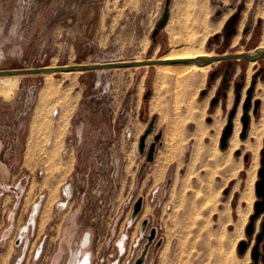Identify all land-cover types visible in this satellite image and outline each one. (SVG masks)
<instances>
[{
    "label": "rangeland",
    "instance_id": "374dc122",
    "mask_svg": "<svg viewBox=\"0 0 264 264\" xmlns=\"http://www.w3.org/2000/svg\"><path fill=\"white\" fill-rule=\"evenodd\" d=\"M164 3L165 0H0V70L105 64L67 74L57 70L0 73L1 78L14 76L16 81L10 91L4 89L8 94L0 92V256L9 251L7 264L74 262L86 232L90 236L82 251L89 254V264H134L142 251L145 264L252 262L250 251L264 216L263 211L254 220L252 235L247 236L245 226L258 199L255 182L264 147V110L260 105L256 114L250 110V117L259 119L256 137L260 142L251 186L252 153L246 147L254 140L248 135L250 122L241 139L239 115L238 148L229 152V143L224 149L219 146L234 103V81L242 68L246 70L248 61L232 60V73L223 86L226 96L217 93L221 73L209 79L210 72L222 65L220 61L212 65L202 86L195 84L191 73H184V78L177 73H162L157 79L154 65L146 62L158 60L171 50L168 24H179L180 20L183 25V17L192 9L185 4L187 0H170L167 26L154 42L151 33ZM201 3L209 10V23L222 21L220 28L209 32L204 40L205 49L215 53L211 57L238 50L252 53L264 40V0ZM217 9H221L219 15ZM230 20L232 34L224 42ZM199 26L195 30L201 36L206 29ZM254 76L256 81H264L263 58L257 59L248 83ZM49 80L50 89L43 92L41 88ZM0 88L3 89L1 85ZM148 89L150 93L144 98ZM227 90L232 93L229 106ZM256 91L254 87L253 95ZM214 97L217 102L211 105ZM206 98L201 121L190 120L196 102ZM217 106L222 126L213 147L211 136L216 129L211 126V114ZM61 113L63 119L67 117L63 120L66 122H62ZM152 120L153 129L144 151L139 152L138 139ZM159 131L160 142L155 145L153 160L146 162L148 147ZM236 150L238 155L234 154ZM66 185L70 187L68 196L63 193ZM139 197L142 205L133 215V205ZM62 200L67 201L64 207L58 205ZM34 205L37 210L32 219ZM220 210H225L222 216ZM24 227L25 234L15 245ZM151 228H155V236L148 243L146 235ZM240 240L250 248L248 262L245 252H237ZM118 242H122V248ZM263 243L264 239L259 244L260 253ZM258 264H262L260 259Z\"/></svg>",
    "mask_w": 264,
    "mask_h": 264
},
{
    "label": "bare ground",
    "instance_id": "6f19581e",
    "mask_svg": "<svg viewBox=\"0 0 264 264\" xmlns=\"http://www.w3.org/2000/svg\"><path fill=\"white\" fill-rule=\"evenodd\" d=\"M179 1V0H178ZM177 1H175V4H176ZM181 3V1H180ZM208 3V1H207ZM185 4H188V6H190L192 9H191V13H188L186 12V16L185 18L183 17L184 19V22H183V25H180V20L179 21V24L177 22V24H168L167 26V29H168V33H169V39H170V45H171V50L169 52H166L164 53L162 56H160L158 58L159 62L157 63H154V67H155V73H156V77L157 79L160 78L159 76L162 74V73H171V74H174V73H177V74H180L181 76L184 74V73H191L192 77H193V80L198 84V85H203L204 81H205V77L207 75V72L212 68V65L216 64L218 62V60H214V61H209V62H204V63H197L196 61H194L193 59L195 58H198V57H209V56H214V52L212 50H207L205 49L204 47V40L207 36V34L211 31H214L218 28H220L221 26V23L222 21L218 22L216 25H213L211 23H209L208 21V13H209V10L207 11L206 8H204V5H202L201 3V0H187V3ZM177 5V4H176ZM179 5V4H178ZM178 8V10L181 8L179 7H176V9ZM182 9V8H181ZM177 10V11H178ZM176 11V10H175ZM185 11V10H184ZM190 11V10H189ZM189 14L191 16V18H189ZM263 17H264V12L262 13ZM176 16L177 15V12H176ZM182 21V19H181ZM191 21L189 24L188 22ZM200 24H202L204 27H205V33L203 35H197V30H195V28L197 26H199ZM200 27V26H199ZM203 28V27H202ZM210 34V33H209ZM237 40V38H235L234 42ZM175 43L176 44H180L182 45L181 47L179 46V48H176L175 46ZM261 47H264V40H262L260 43L257 44L256 48H261ZM242 51L241 50H238L236 51L235 53L238 54V53H241ZM251 52V51H250ZM153 59V58H151ZM263 62H264V58H263ZM254 65H257V59L256 60H250L248 61L247 63V68H246V81H245V87L247 89V87L249 86L248 83L249 82V78H250V75L252 74V69H253V66ZM238 66L236 68V71H238ZM57 71H64V73H68L69 71L71 70H57ZM72 71H74L75 73L76 72H79V71H83V69H72ZM47 73V72H46ZM71 73V72H70ZM12 75V74H10ZM50 75V74H48ZM166 74H164L163 76H165ZM175 75V74H174ZM3 76V75H1ZM23 76V75H22ZM141 81L143 82V78H144V75L142 74L141 75ZM186 76V75H185ZM7 78L5 79V77L3 76V78L0 77V80H1V87L3 88L1 90L0 88V92H2L4 89L6 88H9L8 91H10V89L14 88L16 86V81L13 79L14 76H6ZM48 77V76H47ZM46 77V78H47ZM49 78V77H48ZM47 78V79H48ZM180 78V77H179ZM183 78H184V75H183ZM163 79V78H162ZM19 80V79H18ZM186 80H187V77H186ZM189 80V79H188ZM18 82V81H17ZM50 80L49 81H45L44 85L42 86V91H49L50 89ZM140 82V84L142 83ZM159 82V81H158ZM157 82V83H158ZM190 82V81H189ZM195 83V84H196ZM248 85V86H247ZM53 86V85H52ZM244 86V85H243ZM141 87V86H140ZM156 87V85H155ZM244 87V88H245ZM258 89V92L256 93V95H253L255 96L257 99L255 100H258L260 99L261 100V104L259 102V105L261 107V110L263 111L264 110V81H260L258 82L257 81V84L256 86H254ZM197 88V87H196ZM6 90V92H7ZM140 90V89H139ZM12 91V90H11ZM196 91V90H195ZM212 91H213V87L210 89L209 93H208V97L209 98L212 94ZM246 91V90H245ZM5 92V90H4ZM5 92V93H6ZM155 92V90H154ZM244 92V91H243ZM3 94V93H2ZM8 94V92H7ZM42 95V94H41ZM244 95V93H243ZM44 96V95H43ZM253 96H252V102L254 101L253 99ZM42 97V96H40ZM46 97V96H44ZM207 98L203 101V102H199L197 101L196 104H195V107L193 108V111H192V114L191 116L189 117L190 120L192 121H196L198 123V121H201L203 115H204V109L205 107L207 106ZM241 98H242V93H241V97H240V101L238 103V106H237V109H236V113L232 119V132L230 134V136L228 137V140H227V145L229 143V147H228V150L229 152H231L232 150L238 148L239 144H240V140L238 139V132L240 130V122L238 121L239 119V115L242 114V107H240V102H241ZM244 99V98H242ZM77 100V99H76ZM53 101V100H52ZM231 101H232V93L231 91L229 90L228 91V98H227V105L226 106H229L231 104ZM42 102V101H41ZM154 102V100H153ZM243 102V101H242ZM70 103V102H69ZM68 103V104H69ZM153 104V103H152ZM48 105V104H47ZM76 105V104H75ZM64 106V105H63ZM194 106V105H193ZM153 108V106H151ZM155 107V106H154ZM64 108H67V107H64ZM73 108V105L71 106V109ZM152 108H149V109H152ZM38 109V108H37ZM70 109V110H71ZM53 110V109H52ZM51 110V113L54 112V115L56 113L55 110L52 111ZM66 110V109H65ZM251 110V109H250ZM250 110H249V115H250ZM33 111V110H32ZM36 111V110H35ZM67 111V110H66ZM61 112V111H60ZM41 113V111H40ZM65 113V112H63ZM63 113H61L63 115ZM68 113V112H67ZM66 113V114H67ZM36 114V113H35ZM38 114V113H37ZM36 114V116H37ZM60 115V113H59ZM71 115V113H70ZM197 115V116H195ZM219 115H220V108L219 106H217L215 108V110L213 111V113L211 114L212 118L214 119V122L211 124V126H214L215 127V133L211 136L212 138V141H213V144L215 147L216 144H217V141H218V137H219V133H220V129H221V126H222V122L220 121L219 119ZM264 115V113H263ZM35 116V115H34ZM58 116V115H57ZM39 117V115L37 116ZM60 117V116H59ZM36 118V117H35ZM64 118V115L61 116V119H62V122H66V121H63V120H66V119H63ZM38 119V118H36ZM60 119V118H59ZM60 119V120H61ZM250 126H249V131H248V135L250 137H253L254 140L252 141H249L247 142V148L251 151L252 153V159H251V168H250V171H249V182H250V186L252 185L253 181H254V172L256 170V167L258 165V150H259V147H260V142L258 140V138L256 137V134H257V128H258V121L259 119H255L254 117H250ZM35 120V119H34ZM60 120H57L60 122ZM69 120V119H68ZM263 121H264V118H263ZM233 122H234V127H233ZM32 123V122H31ZM57 125V123H56ZM63 125V123L61 124V126ZM64 127V125H63ZM63 127H60L61 129ZM59 128V127H58ZM64 129V128H63ZM62 129V130H63ZM58 130V129H57ZM56 130V131H57ZM60 130V129H59ZM68 130V129H67ZM64 131V130H63ZM63 131H60L59 133L61 134V132ZM58 132V131H57ZM57 135V134H55ZM62 137V136H60ZM59 137V138H60ZM56 138V136L54 137ZM58 138V139H59ZM61 139V138H60ZM51 140V139H50ZM57 140V139H56ZM49 141V140H48ZM55 141V139H54ZM248 141V140H247ZM51 143V141H49ZM55 143V142H54ZM57 143V142H56ZM62 143V142H61ZM60 143V144H61ZM49 144V143H48ZM50 145V144H49ZM59 145V143H58ZM226 145V147H227ZM60 146V145H59ZM58 146V147H59ZM168 146V145H167ZM55 147V146H54ZM53 147V148H54ZM225 147V148H226ZM166 148V147H165ZM174 148V146H173ZM56 149H58L56 147ZM172 149V148H171ZM224 149V148H223ZM46 150H47V147H46ZM51 150V149H50ZM54 150V149H53ZM216 151V150H215ZM57 152V151H55ZM50 153V152H49ZM213 153V152H212ZM221 153V152H220ZM53 155V153H52ZM56 155V154H54ZM164 155V154H163ZM49 156V154H48ZM53 158V156L51 157ZM49 158V159H51ZM55 158V156H54ZM60 158V157H59ZM165 158V157H164ZM163 158V159H164ZM48 159V160H49ZM57 161V160H56ZM60 160L59 159V163H60ZM60 166V165H59ZM58 166V167H59ZM57 168V167H56ZM31 169V168H30ZM50 169V168H49ZM45 175V174H44ZM48 178V177H47ZM62 179V178H61ZM45 180V179H44ZM50 180V179H49ZM61 181V180H60ZM56 182V181H55ZM175 182V181H174ZM43 184V183H42ZM186 184V182H185ZM31 185V184H30ZM35 186V185H34ZM44 186V185H43ZM42 186V187H43ZM52 186V185H51ZM50 186V187H51ZM69 186V185H67ZM55 187V186H54ZM31 188V187H30ZM29 189V188H28ZM27 189V190H28ZM210 189V188H208ZM52 190H54L52 188ZM252 190V189H251ZM29 193H32V189L31 191L28 190ZM27 191V192H28ZM51 191V189H50ZM57 191V190H56ZM173 191V190H172ZM26 192V194H28ZM52 193V192H51ZM55 195V194H54ZM29 196V195H28ZM31 196V195H30ZM49 196V195H48ZM53 196V194H52ZM25 197H27L25 195ZM49 198V197H48ZM58 198V197H57ZM32 199V198H31ZM54 199V198H52ZM252 199V198H251ZM26 201V200H25ZM49 201V200H48ZM47 203V201H46ZM51 203V201H50ZM49 203V204H50ZM145 207V206H144ZM45 208V207H44ZM50 206H48V210H49ZM209 208V207H208ZM47 209V208H46ZM51 209V208H50ZM229 209V206L227 204V211ZM145 210V209H144ZM213 211V210H212ZM218 212V211H217ZM220 214L219 216L222 214H224L225 210H220L219 211ZM44 213V211H43ZM42 214V213H41ZM40 214V215H41ZM143 214V213H142ZM221 215V216H222ZM42 216V215H41ZM32 219H33V216H31ZM42 217H40L41 219ZM223 220V219H222ZM34 221V220H33ZM42 221V220H41ZM259 221V220H258ZM41 224V222H40ZM243 224V223H242ZM258 227V226H257ZM89 236L90 234L88 232H86L84 235H83V238L81 240V243H80V248L78 249L76 255H78L79 257L76 259V261L74 262H70L68 264H86V260L88 259V253H86L87 251L84 250L82 251L87 245H88V240H89ZM119 247H123V244L121 242V245H119ZM165 247H166V244H165ZM167 247H168V244H167ZM11 248V246H10ZM163 248V247H162ZM165 249V248H164ZM247 249V248H246ZM8 250V249H7ZM162 250V249H161ZM249 250L250 248L247 249V251L245 250V260L246 262H248V259H249ZM164 251V250H163ZM167 251V249L165 250ZM9 251H6L5 253L1 254L2 256V264H7V258H8V253ZM39 253V250L37 251V254ZM161 253V252H160ZM162 254V253H161ZM165 256V255H164ZM1 263V262H0ZM264 264V263H262Z\"/></svg>",
    "mask_w": 264,
    "mask_h": 264
},
{
    "label": "water",
    "instance_id": "95a60500",
    "mask_svg": "<svg viewBox=\"0 0 264 264\" xmlns=\"http://www.w3.org/2000/svg\"><path fill=\"white\" fill-rule=\"evenodd\" d=\"M169 4L170 0H165L164 3V10L157 21L155 27L152 30L151 37L153 39L154 35L163 30L164 26L169 20ZM221 13V9H217L216 14L219 15ZM246 31V27H244V32ZM242 58L247 61L250 60H256V59H261L264 58V47L261 48H255L254 52L252 53H233V54H226V55H220L218 57H198L193 59L197 63H204V62H209V61H214V60H222V59H238ZM159 62V60H149L146 63L148 64H154ZM134 65H140L144 64V62H132ZM100 67H105V64H98V65H71V66H56V67H50L48 65L38 67V68H20V69H10V70H0V73H15L17 71H25V72H30V73H46V72H51V71H56V70H72V69H83V70H88V69H93V68H100ZM213 72H210L209 78H212ZM255 80H251L249 86L247 87L245 91V97L242 102V114L240 116V122H241V131L239 133V137L241 139H244L247 133V129L249 126L250 122V115H249V110L252 109V112L254 114L257 113L258 111V106H259V100H254L252 102V96H253V89L255 86ZM146 83H149V80L146 81ZM235 96H234V103L232 108L230 109L228 113V118H227V123L224 125L221 135L219 138V146L220 148H225L227 145V140L228 137L230 136L232 132V119L236 113V109L238 106V103L240 101L241 93H239L237 87L238 85L236 84L235 86ZM150 93L149 89L146 91L144 94V98H147L148 94ZM226 96V95H225ZM217 102L216 97L211 99L210 104L214 105ZM153 120L150 121L147 129L143 132V134L140 135L138 139V151L143 152L146 139L150 132L153 129ZM160 137H161V131H159L157 134L154 135V140L150 143L147 153H146V162L152 161L154 157V149L155 145L157 142H160ZM264 142V138H263ZM235 155L239 154V151L236 150L234 152ZM260 167L257 171L258 179L255 182V194L258 197V199L254 202V213L250 215L249 217V222L245 226V233L247 236L252 235L253 230H254V220L264 211V147L260 150ZM248 155H244V160L247 161ZM142 205V197H139L136 199L134 205H133V215H135L141 208ZM37 207L36 205L33 206L32 209V216L36 214ZM146 223V221H143V225ZM25 232V227L21 229L17 235V238L15 239L14 243L15 245H19ZM155 236V228H151L149 231V234L146 235L147 237V242L150 243L152 239ZM264 239V216L262 217V220L260 222V230L258 233H256L255 236V243L251 248L250 251V256L252 258V262L249 264H258V259L262 263H264V243L262 244V253H260L259 250V244L260 242ZM120 242H118V245ZM247 243L244 240H240L237 244V252L239 254L244 253L246 250ZM144 252L142 251L140 255L134 260V264H145L144 261ZM86 264H89V255L88 259L86 260ZM111 264H116V261H113Z\"/></svg>",
    "mask_w": 264,
    "mask_h": 264
},
{
    "label": "flooded vegetation",
    "instance_id": "af4514ba",
    "mask_svg": "<svg viewBox=\"0 0 264 264\" xmlns=\"http://www.w3.org/2000/svg\"><path fill=\"white\" fill-rule=\"evenodd\" d=\"M246 27V31L248 30V27L247 26H245ZM245 31V32H246ZM160 33H161V31H159V32H157L155 35H154V37H153V41L155 42L156 40H157V37L160 35ZM231 34H232V28H231V20L227 23V25H226V27H225V30H224V42L225 41H227L228 39H230V37H231ZM227 53H221V55H226ZM232 60L233 59H222V60H218V61H220V62H223L222 63V65L220 66V67H217V68H215L214 70H212L211 72H213L214 74H213V76H212V78H209L210 80H212V79H214L215 77H216V75L218 74V73H221V81H220V83H221V86H220V88L217 90V93H219V92H221V94L223 95V96H225L226 95V90H224L223 89V86L225 85V84H227V82H228V78L230 77V75H231V73H232V70H233V67H234V63L232 62ZM245 73H246V70H244V68H242L241 70H240V72L238 73L239 75H238V79L237 80H235L234 81V84L236 85H238V87H237V89H238V91H239V93H242V90H243V88H244V86L243 85H245V82L244 81H246V75H245ZM256 76H254V77H252V79L251 80H255L256 81V78H255ZM250 80V81H251ZM256 83H257V81H256ZM234 85V86H235ZM256 85V84H255ZM227 92H228V90H227ZM65 195H69L70 194V187L69 186H65L64 187V192H63ZM58 205L60 206V207H64V206H66L67 205V201H65V200H62V201H59L58 202Z\"/></svg>",
    "mask_w": 264,
    "mask_h": 264
},
{
    "label": "crops",
    "instance_id": "0c3cea01",
    "mask_svg": "<svg viewBox=\"0 0 264 264\" xmlns=\"http://www.w3.org/2000/svg\"><path fill=\"white\" fill-rule=\"evenodd\" d=\"M44 66H45V65H44ZM195 83H196V82H195ZM196 84H197V83H196ZM244 87H245V85H244ZM245 88H246V87H245ZM243 90H244V88H243ZM243 90H242V98H243ZM228 91H229V90H228ZM227 96H228V92H227ZM242 98H241V101L243 100Z\"/></svg>",
    "mask_w": 264,
    "mask_h": 264
}]
</instances>
